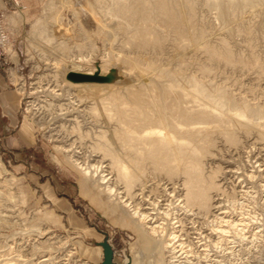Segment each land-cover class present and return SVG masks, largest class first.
I'll use <instances>...</instances> for the list:
<instances>
[{
    "label": "rangeland",
    "instance_id": "rangeland-1",
    "mask_svg": "<svg viewBox=\"0 0 264 264\" xmlns=\"http://www.w3.org/2000/svg\"><path fill=\"white\" fill-rule=\"evenodd\" d=\"M16 1L19 5L0 0L1 24L8 35L5 46L0 45V264H102L106 238L114 250V262L132 264L133 256L141 254L136 235L113 225L99 205L92 203L96 179L83 177L70 160L74 156L87 165L102 162L107 166V159L93 146L97 136H111L114 128L104 117L93 115V100L79 86L123 91L147 79H158L166 70L161 81L175 75V84L190 90L194 79L238 106L241 103L264 111L262 6L233 9L227 26L218 19L217 10L206 6V0H193L195 12L190 21L197 44L185 46L176 32L160 29L159 20H155L163 42L144 49L127 45L131 34L102 15L93 0H73L78 17L64 4L50 8L47 0ZM57 12L61 15L56 21L53 16ZM39 18L44 23L40 31L34 29ZM99 26L102 32L93 42L88 36ZM4 31L1 29L0 37ZM48 40L51 47L45 48ZM61 45L69 47L68 51L62 52ZM226 45L236 61L250 60L253 65L215 60L210 49L223 51ZM256 59L258 64H254ZM70 74L99 81L75 82L69 79ZM237 135L241 141L237 146L222 135H214L213 156L204 161L207 172L220 170L218 183L224 192L213 193L215 205L221 207L218 212L227 213L228 221L244 220L252 227L246 230L244 240L231 234L222 249L204 248L209 241H217L210 228L213 218L207 221L197 212L180 213L184 221L177 229L181 233L178 246L183 244L185 250L177 249V264H264V238L253 242L252 237L255 233L264 237V142L256 130L249 135L238 131ZM147 178L149 187L159 189L147 195L161 201L159 213H165L171 199L163 186L169 192L181 189L183 179L171 182L163 176L154 177L152 172ZM45 215H49V222L39 226L37 219ZM33 228L45 236L40 237ZM212 236L215 239H209ZM186 257L194 260L186 261ZM144 261L154 264L150 256Z\"/></svg>",
    "mask_w": 264,
    "mask_h": 264
},
{
    "label": "bare ground",
    "instance_id": "bare-ground-1",
    "mask_svg": "<svg viewBox=\"0 0 264 264\" xmlns=\"http://www.w3.org/2000/svg\"><path fill=\"white\" fill-rule=\"evenodd\" d=\"M93 1L102 15L111 19L115 23L114 25L123 32L131 34L127 40L129 46L145 49L161 45L163 38L160 36L159 28L176 32L179 40L187 43L185 46L197 44L198 37L192 21H190L195 12L193 0ZM206 2L208 8L218 11V19L227 26L230 22L229 13L234 12L233 9L243 11L249 7L262 6L259 9L264 14V0H206ZM46 3L50 8L64 4L69 9H73L72 11L75 10L73 0H47ZM15 4L19 5V2L15 0ZM60 15L57 12L53 16V20H59ZM74 15L78 17L76 11H74ZM12 19L19 22V18L16 16H13ZM39 20L38 26H35L34 29L40 31V25L44 23L42 18ZM155 20H159V28L155 27ZM1 29L5 30L0 18ZM100 32H102L101 26L94 31L93 36H88L89 39L94 42ZM230 32L233 33V30ZM7 41L8 35L4 31L3 36L0 37V45L5 46ZM44 47L50 48L51 41H45ZM68 48L62 46V52H67ZM210 50L212 57L215 60H220V63L223 60L229 65L236 63L244 66L253 65L252 62H249L250 60L243 61L240 57V61H236L227 45L223 51L213 48ZM254 64H258L257 59ZM137 65L139 64L133 63V66L138 67ZM162 72L159 73L158 79H147L146 82L143 81L139 85L128 86L129 84H127L128 87L123 91L106 90L102 87L93 90L89 85L79 86L93 100L90 108L93 115L104 117L108 123L114 124V128L111 136L106 133L97 136L99 140L93 146L95 151L107 159L109 162L107 166L103 165L101 161L100 165H87L81 163L79 157L74 160V156L70 160L78 172L83 174V177L96 179V182H93L95 183L94 190L91 191L93 192L92 203L99 205L100 208H98L106 213L105 215L113 225L136 235L141 254L133 256V263L130 262L132 264H147L148 262L144 261L146 256L154 258V264L178 263L177 249L185 250L182 247L183 244L180 243L181 245L178 246V241H181L179 238L181 233L179 234L180 230L177 229L181 228L184 221L179 217L180 213L188 215L197 212L198 216H204L207 221L213 218L210 221V228L214 233L216 232L217 241H209L211 243L208 242L209 245H204V248L222 249L225 243L230 241L228 238L231 234L244 240L246 230L248 231L252 227L248 223H244V220H240L238 223L228 221L227 213L218 212L221 211V207L215 205L217 200L213 193L224 192L218 183L220 170L207 172L204 160L208 156H213L211 151L215 147L214 135L216 134L224 136L229 143L237 146L241 142L240 136L237 135L238 131L249 135L256 130L258 138L264 142V122H261L264 120V111L240 106L241 103L238 106L223 94H213L206 88L209 85L204 87L202 86L204 84L199 85L194 79L189 83L190 90L186 85L182 87L175 84V75L170 76L169 81H161L167 73L166 70ZM78 129L80 130V128ZM149 172H152L154 177L163 176L171 182L177 178L183 179V183L178 182L182 184L181 189L175 187L173 191L169 192L168 188L163 186L166 188L168 198L171 199V204L169 203L165 207L167 210L165 213L162 211L163 214L159 213L162 208L161 201L157 198L153 199V195H147L149 192L156 194L159 190L149 187L151 186L147 181ZM13 179L14 177L11 180L6 179L5 182L9 183ZM174 186H176L175 183ZM214 211L222 215L216 216ZM217 212L216 214H218ZM48 216H39L38 225L47 224ZM33 232L38 233L40 237L45 236L38 229L33 228ZM262 236V234L255 233L252 235L253 242H255V238H264ZM211 238L213 239L214 236L209 239ZM188 251L189 254L193 253L192 250ZM202 254L207 257L206 253ZM190 258L186 257V261L194 260ZM201 259L200 257L199 260Z\"/></svg>",
    "mask_w": 264,
    "mask_h": 264
},
{
    "label": "water",
    "instance_id": "water-1",
    "mask_svg": "<svg viewBox=\"0 0 264 264\" xmlns=\"http://www.w3.org/2000/svg\"><path fill=\"white\" fill-rule=\"evenodd\" d=\"M69 79L75 82H84V81H91L96 82L99 81L96 77H89V76H82L76 74H70ZM102 247L104 250V259L102 264H117L114 262V250L111 245L108 243V239L106 238L102 243Z\"/></svg>",
    "mask_w": 264,
    "mask_h": 264
},
{
    "label": "built area",
    "instance_id": "built-area-1",
    "mask_svg": "<svg viewBox=\"0 0 264 264\" xmlns=\"http://www.w3.org/2000/svg\"><path fill=\"white\" fill-rule=\"evenodd\" d=\"M12 1V3L14 2L15 3V0H11ZM0 18H1V16H0ZM1 31V30H0ZM3 36V35H2Z\"/></svg>",
    "mask_w": 264,
    "mask_h": 264
}]
</instances>
